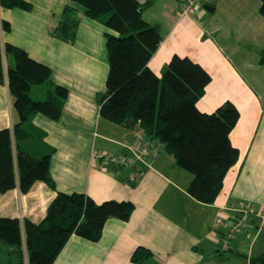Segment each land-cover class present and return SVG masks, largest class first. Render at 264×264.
<instances>
[{
  "label": "crops",
  "instance_id": "0c3cea01",
  "mask_svg": "<svg viewBox=\"0 0 264 264\" xmlns=\"http://www.w3.org/2000/svg\"><path fill=\"white\" fill-rule=\"evenodd\" d=\"M25 1L29 10L0 7V20L11 27L1 34V42L47 66L53 83L67 89L68 97L58 120L33 116L36 139L27 145L36 158L51 155L55 189L36 181L25 193L18 188L0 193V217L38 225L57 192L84 194L97 204L115 200L134 205L127 222L109 219L97 242L72 236L53 264H136L131 257L137 248L150 254L141 264H250L251 258L263 255L260 1L203 0L194 14L182 17L178 0H137L149 4L143 19L157 26L162 38L149 61L151 70L160 76L174 55L187 57L211 77L197 108L211 113L231 102L239 111L229 136L239 150V162L226 174L211 205L190 196L192 175L179 168L158 141L138 126L125 128L99 115L108 73L105 27L68 0ZM66 6L78 12L72 42L55 33ZM18 121L8 89L0 84V130H11ZM135 140L146 149L140 159L115 163L112 159L134 157L127 146Z\"/></svg>",
  "mask_w": 264,
  "mask_h": 264
},
{
  "label": "trees",
  "instance_id": "16d2710c",
  "mask_svg": "<svg viewBox=\"0 0 264 264\" xmlns=\"http://www.w3.org/2000/svg\"><path fill=\"white\" fill-rule=\"evenodd\" d=\"M68 1L79 5L87 18L106 29L108 73L100 101L101 118L125 128L138 126L146 137L158 141L177 166L192 175L190 196L213 204L226 174L239 162V150L229 137L239 119L237 108L231 102L211 113L197 108L211 77L187 57L174 55L160 76L151 70L149 61L162 38L158 27L143 19L148 3ZM259 1L264 18V0ZM0 7L29 10L30 4L25 0H0ZM77 15L74 8H64L55 29L63 40L73 41ZM10 30V24L0 20V84L6 85L19 121L11 130H0V193L14 188L25 193L36 181L55 189L51 155L36 158L27 145L36 139L30 125L33 116L58 120L68 91L53 83L47 66L31 59L24 50L1 42V34ZM33 88L40 93L37 98L32 95ZM133 210L129 201L97 204L84 194L57 192L38 225L0 217V259L5 260L0 264H53L72 236L97 242L109 219L127 222ZM149 256L148 251L137 248L131 260L141 264ZM250 264H264V254L251 258Z\"/></svg>",
  "mask_w": 264,
  "mask_h": 264
},
{
  "label": "built area",
  "instance_id": "2783aa9c",
  "mask_svg": "<svg viewBox=\"0 0 264 264\" xmlns=\"http://www.w3.org/2000/svg\"><path fill=\"white\" fill-rule=\"evenodd\" d=\"M203 0H178L180 4V15L182 17H188L194 12L199 9L203 2ZM127 149L130 151L131 155L134 157H130L127 160L115 158L112 159L117 164H131L135 161H138L140 159V156L145 153V147L144 145L139 142L138 140H135L130 145L127 146ZM98 157V155H97Z\"/></svg>",
  "mask_w": 264,
  "mask_h": 264
},
{
  "label": "rangeland",
  "instance_id": "374dc122",
  "mask_svg": "<svg viewBox=\"0 0 264 264\" xmlns=\"http://www.w3.org/2000/svg\"><path fill=\"white\" fill-rule=\"evenodd\" d=\"M9 10H11V9H9ZM179 15H180V13H179ZM32 95L34 98H37L36 96H38V95L40 96V93L37 92L36 88L35 89L33 88Z\"/></svg>",
  "mask_w": 264,
  "mask_h": 264
},
{
  "label": "water",
  "instance_id": "95a60500",
  "mask_svg": "<svg viewBox=\"0 0 264 264\" xmlns=\"http://www.w3.org/2000/svg\"><path fill=\"white\" fill-rule=\"evenodd\" d=\"M208 10L212 11L213 9H209V8H208Z\"/></svg>",
  "mask_w": 264,
  "mask_h": 264
}]
</instances>
